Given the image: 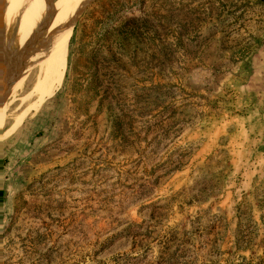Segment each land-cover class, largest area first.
<instances>
[{
	"label": "rangeland",
	"instance_id": "374dc122",
	"mask_svg": "<svg viewBox=\"0 0 264 264\" xmlns=\"http://www.w3.org/2000/svg\"><path fill=\"white\" fill-rule=\"evenodd\" d=\"M86 4L0 129V264H264V0Z\"/></svg>",
	"mask_w": 264,
	"mask_h": 264
},
{
	"label": "bare ground",
	"instance_id": "6f19581e",
	"mask_svg": "<svg viewBox=\"0 0 264 264\" xmlns=\"http://www.w3.org/2000/svg\"><path fill=\"white\" fill-rule=\"evenodd\" d=\"M69 1L72 0H63L61 3L66 4ZM76 1L77 11L72 16L58 10V4L50 8L44 5L43 9L38 11V0L18 2L20 5L13 7L14 14L9 12L11 17L4 21L6 31L0 39V66H7L11 71L9 74L19 67H28L24 69V80L9 100L4 97V92H0V129L8 122L9 112L17 106L18 100L23 101L37 94L40 103L61 83L66 70V51L70 36L82 7L92 0ZM20 119L19 116L16 123ZM2 138L0 132V141Z\"/></svg>",
	"mask_w": 264,
	"mask_h": 264
}]
</instances>
